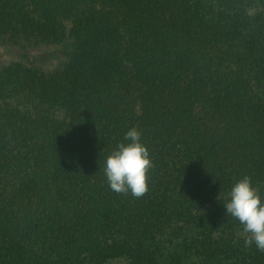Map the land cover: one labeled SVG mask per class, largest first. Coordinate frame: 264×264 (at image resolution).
<instances>
[{"label":"trees","instance_id":"trees-1","mask_svg":"<svg viewBox=\"0 0 264 264\" xmlns=\"http://www.w3.org/2000/svg\"><path fill=\"white\" fill-rule=\"evenodd\" d=\"M0 264H264V0H0ZM136 127L142 198L107 157Z\"/></svg>","mask_w":264,"mask_h":264},{"label":"clouds","instance_id":"clouds-1","mask_svg":"<svg viewBox=\"0 0 264 264\" xmlns=\"http://www.w3.org/2000/svg\"><path fill=\"white\" fill-rule=\"evenodd\" d=\"M124 141L128 143L120 142L107 157L104 175L112 191L131 193L139 199L149 191L148 174L153 163L136 127L125 132ZM224 208L242 225L244 247L255 245L257 251L264 253V201L250 176L245 175L232 185Z\"/></svg>","mask_w":264,"mask_h":264},{"label":"rangeland","instance_id":"rangeland-1","mask_svg":"<svg viewBox=\"0 0 264 264\" xmlns=\"http://www.w3.org/2000/svg\"><path fill=\"white\" fill-rule=\"evenodd\" d=\"M16 58H17L16 55L10 54L6 50H4L2 47H0V65L8 61L15 60ZM112 264H124V263L118 262V263H112Z\"/></svg>","mask_w":264,"mask_h":264}]
</instances>
